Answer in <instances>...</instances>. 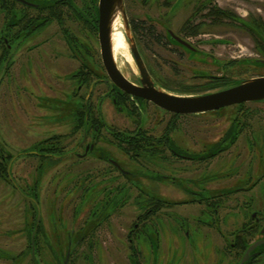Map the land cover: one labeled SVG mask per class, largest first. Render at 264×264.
I'll list each match as a JSON object with an SVG mask.
<instances>
[{
	"label": "flooded vegetation",
	"instance_id": "af4514ba",
	"mask_svg": "<svg viewBox=\"0 0 264 264\" xmlns=\"http://www.w3.org/2000/svg\"><path fill=\"white\" fill-rule=\"evenodd\" d=\"M138 1L141 4L158 3L163 5L165 12L160 16L167 19L184 12L191 6L192 11L187 10L189 14L181 27L182 33L188 37L203 35L202 28L206 25L205 21H208L211 26L228 25L236 26L237 29L241 27L239 30L248 35L254 48L264 56V26L261 22H258L259 27L250 24L249 15L241 18L230 10L219 8L214 0ZM96 5L95 0H0V77L11 69L10 77H20L24 88L28 84L27 88L33 89L35 92L41 91L43 94V85L47 86L44 83L45 79L50 84L47 91H52L53 87L49 82L51 75L48 72L52 67L44 66L45 57L51 55L54 61L47 62L50 65L55 62L54 70L61 71L62 77L61 80L58 78L55 80H59L60 86L65 87L58 88V85L54 87V91L60 95V99H57L55 94H53L55 96L51 94L55 99H51V96L45 98L46 100H55L56 105H60L59 102L65 105L67 113L63 117L66 118L64 120L67 124L69 122L68 135L73 138L74 134H77L73 138L75 144L71 141L73 144L70 152H75L78 147L82 149V154L74 153L80 159H87L96 153L94 156L99 160H106L109 166L126 179L129 176H144L151 183L169 182L168 184L174 188L173 191L181 192L184 196L189 197L186 200L175 202L169 197H161L164 195L160 194L156 188L137 190L134 199L135 206L139 210L138 215L125 235L130 252L127 255L129 264H145V260H147L144 253L141 252V248L136 244L134 233L139 229L145 233L143 239L150 249L148 255L151 258V264H158V259L162 254L159 252V242L163 239L171 243L167 262L164 264H197L196 257L198 256L208 259L205 264H222L223 259L227 261V264H238L250 244L264 239V140L261 127L252 124L260 112H262L261 118H257V120L264 123V111L259 110L254 114V109L245 108L247 103L261 102H243L228 106L234 107L236 110L231 123L218 141L209 147L202 146L203 148L200 150L182 147L176 142L173 135L177 118L208 112L174 114L164 111L142 98L132 97L115 87L103 67L100 52V64L97 65L98 63L95 62L94 43L95 38L97 39L98 24ZM214 10L217 11V14L213 13ZM157 21L156 25L149 17H145L143 20L131 18L127 25L135 36L144 33L149 35L147 29L150 28L151 32H154L151 37L155 44H166L174 48H181L192 55H201L199 54L200 47L197 45L191 46L187 42L191 49H186L170 41L168 38L169 22L165 23L158 19ZM158 25L161 26L163 33L159 31ZM32 51H35L36 54H31ZM35 55L40 57V63ZM203 56L206 57V54ZM21 58L22 60H20ZM245 60L249 59L228 60L227 62L215 60V63L219 64V68L222 70L224 69L223 64L231 65ZM145 67L151 76L148 67L146 65ZM45 70L49 78L46 76ZM200 77L207 80L203 89L198 87L194 91L201 89V91H214L219 89L218 87L222 84L229 82L223 73L219 75L202 74ZM98 86H102L103 90L93 102L91 98ZM41 92L38 93L41 94ZM63 92H65L66 98L61 96ZM29 93L34 95L32 91ZM122 94L127 95L128 98ZM116 99L121 100L122 105H118ZM104 101H108L116 112H125L131 118L140 117L146 105L149 104L156 110L168 114L169 120L157 134L153 129L143 128L139 120L138 125L130 131L116 130L104 121L101 108ZM219 110L209 112H218ZM80 111L83 112L85 119L81 129L78 128ZM10 130L16 134L15 126L12 125ZM246 131L251 136L244 144L245 152L241 158L240 152H236L235 157L222 163L219 170L208 167L213 162L214 166L217 156L237 143L238 137ZM57 132L59 131L50 133V135L25 146V141L13 134L12 137H17V141L15 144L11 141V146L7 144V149L4 148L3 142H0V205L8 203L7 211H5L7 215L0 214L1 264H63L67 252H69V257L66 264H76L79 256L77 249L84 242L88 244L85 230H82L81 235L77 234V231L74 235L70 234L61 238L60 242L62 239L66 241L65 254L64 252L63 254L51 253L50 259H47L45 254L50 238L44 231L38 187L47 169L51 166L54 168L58 166L63 155L67 153L63 152L62 140L67 137V134L63 135ZM79 132H81L80 140L78 139ZM103 133L107 134L111 140L102 137L105 136ZM128 136H136L135 140L146 139L149 144L145 149L141 148L136 152L137 156L132 159L126 155L124 150H121L128 145ZM115 138L125 140L117 142L114 140ZM86 139L89 140L85 143ZM98 142L109 149L119 150L136 163L148 160L150 163L152 162L151 168H147L149 171L145 170L146 173L139 171L141 175L128 170H124L126 173L122 174L109 161H115L122 169L121 163L110 157L108 151L97 146ZM117 144L120 145V148L117 147ZM14 149L18 150L13 152ZM31 160L35 161L33 177H31L30 169L25 170L23 167L21 173L18 170L21 162L24 164ZM163 163H166L168 168ZM176 164H179V167ZM166 169L169 172L164 174ZM58 181L59 178L56 183H53L54 186L58 185ZM123 188L121 187L119 190L118 199L120 201L125 198L126 191ZM111 204L112 199L106 196L100 207L105 208ZM192 204H196L198 207L196 208L197 215L191 213L189 217H185L176 214L177 208ZM224 209L232 212L241 211V224L231 227L230 230H224L222 214ZM167 215L173 220L171 222L174 225L170 227L175 239L171 238L168 227L167 232L164 226L161 229L158 226V221H154L155 219L159 220V216L166 217ZM150 223L152 227L147 229V224ZM161 230L163 233L165 231L164 235ZM177 239L183 242L182 254L188 256L186 262L185 259L175 262V258L179 259L178 257L182 256L174 244ZM198 244L201 247L205 246V249L200 253H196ZM254 252L257 255L250 257L244 264H264V244L258 246Z\"/></svg>",
	"mask_w": 264,
	"mask_h": 264
},
{
	"label": "rangeland",
	"instance_id": "374dc122",
	"mask_svg": "<svg viewBox=\"0 0 264 264\" xmlns=\"http://www.w3.org/2000/svg\"><path fill=\"white\" fill-rule=\"evenodd\" d=\"M214 3L219 8L230 10L241 18L249 15L250 24L255 27H259L258 22H261L264 26V0H214ZM123 6L126 22L131 18L134 20H143L145 17L153 19L155 24H158L157 19L165 23L169 22L170 25L168 30L172 31L176 36H180L182 40H185L191 46L197 45L200 47L199 50H201V52H199V54L201 55H192L181 48H174L166 44H155L151 36L145 33L135 36L133 32L129 30V35L133 38L144 65L148 67L153 82L157 87L166 92L180 95H189V93L191 94L193 92H197V94L210 92L211 90L201 91L207 80L200 77L202 74L219 75L223 73L224 76L229 79L230 83L252 77L264 76V66L253 63V61L257 59L264 60V56L260 51L254 48L252 40L248 35L239 30L241 27L237 29L235 28L236 26L232 27L228 25L211 26L208 21H205L206 25L202 28V30H204L203 35L188 37L182 33L181 27L189 14L187 10L189 9L188 11H192L191 6L184 12L170 17V19L160 16L165 12V8L158 3L141 4L138 0H123ZM114 21L121 30L125 42L123 53L116 56V64L120 72L128 80L137 83L138 72L124 34V22L121 15H118ZM157 27L159 31L162 32L161 26L158 25ZM94 49L95 62L99 65V46L96 38ZM31 54H36V52L32 51ZM203 54H206V57L203 56ZM37 55H35V57H37ZM238 59L249 60L233 63L231 65L223 64L224 69L222 70L219 68V64L215 63V60L227 62L228 60ZM20 60H22V58ZM37 60L40 63V57H37ZM44 60L46 61L44 62V66L48 68L52 67L48 71L50 72L49 75H51V79L48 77L49 75L45 70L51 87H53L52 91H47L50 84L47 83L45 79L44 83L47 86L42 84L44 87V89H42L44 92L43 94L41 91H38L39 93L41 92V94H39L33 89L30 90L27 88L28 84L27 87L25 86L26 88H24L20 77H10L11 69H9L7 74L4 72L0 77V142H3L4 148L7 149V144L11 146V141L14 144L17 141V137H12V134L18 135L19 138L21 137V140L25 141L24 146L46 135H50V133H54L55 131H59L63 135L67 134V137L62 139L64 145L63 152L67 153L63 155L62 161L58 166L55 168L51 166L47 169L38 187L39 199L43 212L42 220L44 231L46 236L50 238L45 253L46 257L50 259L51 253L54 254L59 252V254H63L64 252L65 254L66 241L62 239L60 242L61 238L70 234L74 235L77 231V234L81 235L82 230H85L88 244L84 242V244L80 245L77 249L79 256L76 264H129L127 255L130 252L128 250V242L125 239V235L136 221V216L138 215L139 210L135 206L136 202L134 199L137 190L156 188L160 194L164 195L161 197H169L170 200L175 202L186 200V198L189 197L184 196L181 192L173 191L172 189L174 188L171 184H168L169 182L151 183V181L144 178V176H129L126 179L113 169V167L109 166L106 160H99L94 156L96 153L90 155L87 159H80L79 156H75L74 153L76 152L79 153V155L82 154V149L79 147L75 152L71 153L70 148L75 141L73 138H75L77 134H74L73 138H70V135H68L70 127L69 122L67 124L66 120H64L66 118L63 117V115L67 113L65 105L61 102H59L60 105H56L55 100H46V98L50 96L51 99H55L53 96L57 95V93L54 91V87L57 85L58 88L61 87L59 82V80L62 79L61 71L54 70L55 62L51 65L47 62L54 61L51 55L45 57ZM64 61L65 58L63 62ZM41 67L43 66L41 65ZM57 78L59 80H55ZM41 79L43 80V78ZM64 87L65 86L61 88ZM198 87L202 89L200 91H194ZM102 90V86L97 87L91 98L93 102L97 99L96 97ZM29 91H32L34 95H31ZM64 93L65 92H63L61 96L66 98ZM51 94L55 95L52 96ZM57 97V99H60V95H57ZM60 107L61 109H59ZM101 108L105 123L116 130L130 131L138 125L139 120L143 128L153 129L154 133L157 134L169 120L168 114L161 110H156L149 104L146 105L141 116L135 118L129 117L125 112H116L108 101H104ZM245 108L254 109V114H256L259 110L264 111V102L247 103ZM235 111L234 107H225L218 112L187 115L177 118L175 121L176 129L173 132L176 142L181 144L184 148H193L195 150H200L204 146L209 147L218 141L225 130H227ZM259 114L260 115L254 119L255 122L252 124H257L261 127L264 140V123L257 120V118H261L262 112ZM12 125L15 126L14 131L16 134L10 130ZM103 135H105V133H103ZM250 136L249 132H243L238 137L237 143L219 154L217 156L218 158L214 160L216 161L214 166L213 162L208 167H212L213 170H219L220 165L235 157L236 152H240L241 158L245 152L244 144L249 140ZM102 137L111 140L107 134ZM80 138L81 132L78 133V139L80 140ZM88 140L89 139H86L85 143L88 142ZM71 141H73V143H71ZM96 145L108 151L110 157L117 159L121 163L123 170L141 175L140 172L146 173V171L151 168L150 165L152 162L150 163L148 160L136 163L117 149H109L100 144V142ZM17 150L18 149H14L12 151L16 152ZM163 164L168 168L166 163ZM176 165L178 166L179 164ZM23 167L25 170L30 169L31 177H33L35 161L31 160L29 163L24 164L21 162L18 166L20 173L23 171ZM168 172V169H166L163 173L166 174ZM57 178H59L58 185L54 186L53 183H56ZM121 187H124L123 190L126 191L125 198L122 201L118 199ZM106 196L112 199V204L105 208L100 207L104 203ZM7 206L8 203L0 205V214L7 215L5 213V211H7ZM196 208H198L196 204L182 206L177 208L176 214L185 217H189L191 213H193L192 215H197ZM166 214H169V212H166ZM222 214L224 216V230H230L231 227L241 224V211L232 212L224 209L222 210ZM154 221H158V226L161 229L162 226L166 228L167 232L170 229L171 238L175 239L170 227L174 225V223L171 222L173 220H171L168 215L166 217L159 216V220L155 219ZM151 227L152 224L150 223L147 224L146 228L150 229ZM167 227L169 229H167ZM142 231L139 229L134 233L136 236V244L141 248V252L144 253L145 258L148 260H145V264L147 262V264H151V258L150 255H148L150 249L148 244L144 242L145 239L143 238L145 233ZM161 233H163L162 230ZM89 243H91L90 246ZM159 243V252L162 254L158 259V264H164L167 262L171 243L167 242L166 239L161 240ZM133 244L136 246L135 241H133ZM174 244L182 255L178 257L179 259L175 258V262L179 260L182 261L183 259H185L186 262L188 256L182 254L183 242L177 239ZM203 249H205V246L201 247L200 244H198L196 253L202 252ZM196 260L198 262L197 264H205L208 259L198 256ZM222 264H227V261L223 259Z\"/></svg>",
	"mask_w": 264,
	"mask_h": 264
},
{
	"label": "water",
	"instance_id": "95a60500",
	"mask_svg": "<svg viewBox=\"0 0 264 264\" xmlns=\"http://www.w3.org/2000/svg\"><path fill=\"white\" fill-rule=\"evenodd\" d=\"M96 7L98 14L97 39L101 62L111 83L122 92L132 97L142 98L158 108L174 114H198L243 102H264V76L237 81L229 86L202 94L180 95L162 90L153 82L133 38L129 35L123 1L97 0ZM118 15H121L124 22V34L138 72L137 83L131 82L120 72L112 53L111 30L112 24ZM168 38L175 44L191 49L186 41L170 30L168 31ZM253 63L264 66V60L257 59ZM109 162L122 174L126 173L115 161L110 160ZM261 244H264V239L250 244L238 264H244L250 257L256 256L257 253L254 250ZM68 257L69 252L66 253L63 264L67 263Z\"/></svg>",
	"mask_w": 264,
	"mask_h": 264
},
{
	"label": "trees",
	"instance_id": "16d2710c",
	"mask_svg": "<svg viewBox=\"0 0 264 264\" xmlns=\"http://www.w3.org/2000/svg\"><path fill=\"white\" fill-rule=\"evenodd\" d=\"M97 1L95 0V3H96ZM97 12V11H96ZM95 12V13H96ZM213 13L214 14H217V11L216 10H214L213 11ZM96 15V14H95ZM147 31H148V34H149V36H152L153 37V35H154V32H151V30H150V28L149 29H147ZM257 65V64H256ZM233 83H235V82H232V83H230V82H228V83H225V84H222L221 86H219L218 88L220 89V88H223V87H226V86H229V85H231V84H233ZM195 93H197V92H193V93H191V94H195ZM190 94V93H189ZM123 95V94H122ZM123 96H125L126 98H128V96L127 95H123ZM117 101H118V105H122V102H121V100H118V99H116ZM123 104H124V102H123ZM133 109H134V107H132ZM129 111V110H128ZM130 112V111H129ZM85 119H84V114H83V112L82 111H80V113H79V122H78V128H80L81 129V127H83V125H84V121ZM136 136H128L127 137V139H128V145L125 147V148H121V150L123 151L124 150V152L126 153V155L129 157V158H135L136 156H137V154H136V152H138V151H140V149L141 148H143V149H145V147H147V146H149V144L146 142V139H138V140H135L136 138H135ZM114 140H117V142H124V140L123 139H120L119 140V138H115ZM139 143V144H136V143ZM141 143V144H140ZM117 147H119L120 148V145L119 144H117Z\"/></svg>",
	"mask_w": 264,
	"mask_h": 264
},
{
	"label": "bare ground",
	"instance_id": "6f19581e",
	"mask_svg": "<svg viewBox=\"0 0 264 264\" xmlns=\"http://www.w3.org/2000/svg\"><path fill=\"white\" fill-rule=\"evenodd\" d=\"M111 44H112V53L114 56V59L116 61V56L121 55L124 49V37L121 32V30L117 27L116 22L114 21L112 24V30H111ZM126 51V50H124ZM131 61V60H129Z\"/></svg>",
	"mask_w": 264,
	"mask_h": 264
}]
</instances>
